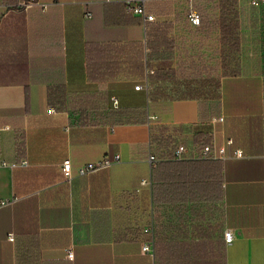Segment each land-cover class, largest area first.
I'll use <instances>...</instances> for the list:
<instances>
[{
  "label": "crops",
  "instance_id": "obj_1",
  "mask_svg": "<svg viewBox=\"0 0 264 264\" xmlns=\"http://www.w3.org/2000/svg\"><path fill=\"white\" fill-rule=\"evenodd\" d=\"M186 2L146 0V27L124 0H0V201L12 200L0 205V264H264V75L251 0H216L218 111L162 92L177 78ZM146 80L151 97L135 88ZM204 134L232 138L243 155L195 156ZM176 142L192 156L175 159Z\"/></svg>",
  "mask_w": 264,
  "mask_h": 264
},
{
  "label": "trees",
  "instance_id": "obj_2",
  "mask_svg": "<svg viewBox=\"0 0 264 264\" xmlns=\"http://www.w3.org/2000/svg\"><path fill=\"white\" fill-rule=\"evenodd\" d=\"M191 9L199 13V24L194 25L189 21L188 13ZM252 10L253 40L255 47L259 49L258 52L257 50L255 52L259 54L258 63H260L264 75V3L260 6L252 5ZM182 14L186 16L185 27L188 34L184 35L178 43L177 78L169 84L167 83L162 92L177 99L197 98L201 102L210 104V107L215 106V110L218 111L221 98L224 99L226 93L221 88L223 83L219 65L216 0H187ZM147 23H145L146 27ZM142 59L144 66V48H142ZM156 90L150 84L146 90L147 95L151 97V94ZM116 107H119V100ZM151 115H154L155 118H150V120L157 118L155 114H150L149 117ZM159 138L158 144L160 146L169 145V137L161 136ZM195 140L202 146L210 142V136L196 135ZM165 163L163 161L158 164V167L161 166V171L165 170ZM161 183L163 194H165V179Z\"/></svg>",
  "mask_w": 264,
  "mask_h": 264
},
{
  "label": "built area",
  "instance_id": "obj_3",
  "mask_svg": "<svg viewBox=\"0 0 264 264\" xmlns=\"http://www.w3.org/2000/svg\"><path fill=\"white\" fill-rule=\"evenodd\" d=\"M264 3V0H251V5H255V6H260L261 4ZM124 5L125 8L127 10V12L133 13L135 15H138L141 17V19L143 20V23L149 22V21H153L155 20V15L151 14L147 11V7H146V0H124ZM188 19L189 21L196 25L199 24L200 22V16L199 13L194 10L191 9L188 13ZM136 89H141V88H145L146 90H148L149 88V82L148 80H146L145 84H137L135 86ZM113 103L115 105L118 104V99L117 98H113ZM49 112L53 111V108H49L48 109ZM150 118H155L154 115H151ZM222 119V118H221ZM3 128H8V126H4ZM233 143V139L232 138H228L226 140V143L223 145H217L214 141H210L204 145L201 146L200 150L198 152H196L195 156L200 157V158H228V157H233V156H242L243 152L240 148H236L233 150H229L228 147H230ZM192 156L191 154V150L187 147V145H185L182 142H176L174 144V150H173V157L176 159H186V158H190ZM116 160H118L120 157L119 155L115 156ZM150 160L151 161H156V156L155 154H150ZM111 160L110 158H105L101 161L98 162H89L86 164H82L78 167V172L80 174H85L88 172H92L97 170L98 168H101L103 166H108L111 164ZM2 164H8L5 161H2ZM11 165H16L18 164V162H11L9 163ZM19 164H27V160L22 159ZM62 172L65 178L70 179L73 176V168H72V161L70 158H66L63 160L62 163ZM142 184L146 183V180L143 179ZM12 200H1L0 201V205H6L8 203H10ZM225 239L227 242H231L234 238V234L231 230H227L225 232L224 235ZM10 239H13V237L9 236ZM142 251L145 253H151L153 254V242L152 241H145L142 244ZM68 256L72 257L73 256V252L70 250L68 252Z\"/></svg>",
  "mask_w": 264,
  "mask_h": 264
},
{
  "label": "rangeland",
  "instance_id": "obj_4",
  "mask_svg": "<svg viewBox=\"0 0 264 264\" xmlns=\"http://www.w3.org/2000/svg\"><path fill=\"white\" fill-rule=\"evenodd\" d=\"M183 143V142H182Z\"/></svg>",
  "mask_w": 264,
  "mask_h": 264
}]
</instances>
